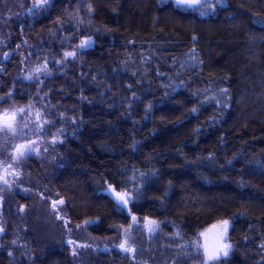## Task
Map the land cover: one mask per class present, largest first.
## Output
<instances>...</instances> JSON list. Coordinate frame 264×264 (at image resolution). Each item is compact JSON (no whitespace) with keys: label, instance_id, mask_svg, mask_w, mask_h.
<instances>
[{"label":"trees","instance_id":"1","mask_svg":"<svg viewBox=\"0 0 264 264\" xmlns=\"http://www.w3.org/2000/svg\"><path fill=\"white\" fill-rule=\"evenodd\" d=\"M34 1L0 5V109L36 112L0 133V173L33 137L56 153L0 194V264H264V0Z\"/></svg>","mask_w":264,"mask_h":264},{"label":"rangeland","instance_id":"2","mask_svg":"<svg viewBox=\"0 0 264 264\" xmlns=\"http://www.w3.org/2000/svg\"><path fill=\"white\" fill-rule=\"evenodd\" d=\"M34 2L37 3V0H35ZM50 3H51V0H48V3L46 5H38V10L39 9H41V10L44 9L46 11L47 8L49 7ZM0 5L3 7L2 10L3 9L5 10L4 19L5 20H9L11 18V16H13L15 14V11H16L15 7H17L18 5H21V0H0ZM83 41H88V40L87 39H82L80 41V44ZM28 108L29 107H26V106L20 107V109L24 110L23 112H20L19 109H9L7 107H3L2 109H0V114L5 113L6 111L9 114L15 112L16 113V117H15V120L13 121V127L15 128V124L14 123L16 121H18L19 118H23L25 120L24 121L25 125H24V123H22V127L23 126L25 127L26 126V122H28L29 119H31V118L33 119V117L36 116V112H34L33 110L30 111ZM5 132H8V135L13 134V132L8 131L6 129L0 130V133L2 135ZM33 140H34V142L30 143L31 148H29V149H31V151L27 155H25L23 157H21L19 155V152L17 151V147L18 146L14 148L15 150H14V154H13V159H14V162H15L14 164H15V167H16V168L13 167L14 170H13L12 167H10L9 165H6V164H4L1 167V171H3L4 174L2 176V174L0 173V194L2 192L7 193V190H8V193L11 192L10 185L5 183L4 182L5 180H7V182H11V180H13V179H20L22 182H24L26 176H25V173H24L23 169L25 168V162L28 160L29 157L32 158V160L40 161V163L42 162L46 168L51 167V165L54 163V161L51 159V157H52V155H55V153H56V151H55V145L57 144L56 137L54 135H50V137H48L46 139H43V138H41V136L40 137L38 136L37 138L33 137ZM21 144L22 143H20L19 145H21ZM44 179H46V181L50 180L48 176L44 177ZM118 193L119 194H124V193H127V192H117V193H115L116 194V198L115 199L119 202V204L121 206L127 208L128 204L131 201L130 195L127 193L126 199L128 200V203L122 205V202L118 199V195H117ZM61 200L62 199H58V200L49 199L48 202L50 203V206L52 208H53V202L54 201L57 202L56 206H55V209L53 208V210H54L53 214L56 215V217H58V218L55 217V220H59L60 222L67 223V221L65 220L64 212H63V203L62 204L59 203V201H61ZM55 220H52V221H55ZM83 226L86 227L85 225H83ZM144 226H145L144 229L146 230L147 233H150V234H154L155 233V229H154L153 226L149 225L146 222H145ZM84 227H80L78 230L82 231L81 228H84ZM215 227H217L220 230L222 229V227H220L219 225L215 226ZM149 228H151L152 231H149ZM126 233H129V232H126ZM222 244H224V242ZM213 252H215V251L211 250V249H208V251L204 255L205 261L213 260V259H209V255L212 254ZM222 257H225V256L223 254H221L219 256V258H222ZM219 258H217V259H219Z\"/></svg>","mask_w":264,"mask_h":264},{"label":"snow or ice","instance_id":"3","mask_svg":"<svg viewBox=\"0 0 264 264\" xmlns=\"http://www.w3.org/2000/svg\"><path fill=\"white\" fill-rule=\"evenodd\" d=\"M176 4L177 5H181V4H184V5H192L193 3H198L199 0H175ZM220 0H217V3H219ZM48 3V0H37V3H34L33 4V9L35 10H38V5H46ZM88 41H83L80 45L81 48L83 47H86L88 45ZM75 55L74 53L72 52H67L65 53V56H73ZM20 112H23L24 110L23 109H19ZM193 112L196 111L195 108L192 109ZM15 117H16V113L13 112L11 114H9L7 111L3 114H0V130H8V131H11V132H15V128L13 127V121L15 120ZM17 151L19 152V155L21 157L27 155L31 149H26V146L24 145H19L17 147ZM5 183H7V180L4 181ZM118 195V199L122 202V205L124 204H127L128 203V200L126 199V196H127V193H124V194H117ZM56 203L57 202H53V208L55 209V206H56ZM59 203H63V201H59ZM133 219L135 220V217H133ZM149 224H155L156 222L155 221H149L148 222ZM223 225L225 226L224 228V231L226 232L227 231V226H228V221L225 220L222 222ZM149 231H152L151 228H149ZM178 235V234H177ZM71 243V242H70ZM119 247L124 250V251H134V249H130L127 247V240H125L124 242H122ZM230 248V245L227 244V243H224L222 244L219 248L216 249L215 252H213L212 254L209 255V259H217L219 258V256L221 254H223L224 256H227L228 255V249Z\"/></svg>","mask_w":264,"mask_h":264},{"label":"flooded vegetation","instance_id":"4","mask_svg":"<svg viewBox=\"0 0 264 264\" xmlns=\"http://www.w3.org/2000/svg\"><path fill=\"white\" fill-rule=\"evenodd\" d=\"M147 223V222H146ZM145 225V222H144ZM145 227V226H144ZM201 239L204 252L206 253L208 249L216 251L217 248L221 246V244L226 242V234L223 229H218L217 227H209L206 230L201 232ZM132 254V251H124L118 246L117 252H105L102 251L101 255L117 257L119 255L125 256L126 254Z\"/></svg>","mask_w":264,"mask_h":264},{"label":"water","instance_id":"5","mask_svg":"<svg viewBox=\"0 0 264 264\" xmlns=\"http://www.w3.org/2000/svg\"><path fill=\"white\" fill-rule=\"evenodd\" d=\"M115 196H116V194H115Z\"/></svg>","mask_w":264,"mask_h":264}]
</instances>
